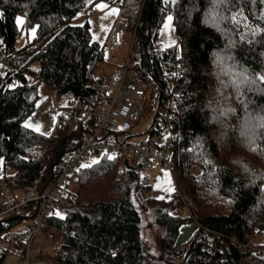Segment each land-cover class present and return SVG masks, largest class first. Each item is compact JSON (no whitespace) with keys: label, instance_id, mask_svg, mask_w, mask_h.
<instances>
[{"label":"trees","instance_id":"16d2710c","mask_svg":"<svg viewBox=\"0 0 264 264\" xmlns=\"http://www.w3.org/2000/svg\"><path fill=\"white\" fill-rule=\"evenodd\" d=\"M98 1L0 0V186L4 182L17 192L35 179L44 186L93 126L79 117L77 107L99 101L90 84L111 81L104 70L97 71L112 61L105 43L92 39L88 20L74 19L80 11H95ZM19 15L23 25L17 23ZM166 16L178 43L162 48L158 34ZM117 18L125 21L123 40L133 36V69L145 90L153 87L158 102L149 131L163 103L173 102L165 144L176 187L189 206L176 191L170 198L140 200L141 189L151 187L148 176L125 154L102 153L72 177L77 189L65 187L49 206L45 226L61 237L52 259L264 264V3L124 0ZM33 27L34 37L16 48L22 30ZM40 83L60 110L49 134L24 124ZM193 165L200 168L198 176ZM184 207L186 215L180 213ZM36 209L30 203L22 214L0 217V240H14L20 259L26 229L13 228L24 218L35 219ZM150 213L148 224L160 228V251L154 255L142 237ZM191 222L197 225L192 236L176 245L181 227Z\"/></svg>","mask_w":264,"mask_h":264},{"label":"built area","instance_id":"2783aa9c","mask_svg":"<svg viewBox=\"0 0 264 264\" xmlns=\"http://www.w3.org/2000/svg\"><path fill=\"white\" fill-rule=\"evenodd\" d=\"M123 1L118 0L115 3L116 7L119 8ZM124 30L125 21L120 18L115 22L108 35L107 45L110 58H112V51L119 49L123 44ZM1 63H4L3 57ZM133 64L130 44L129 54L120 62L115 80H111L106 85H102L98 81H93L90 84L98 92L99 101L89 102L77 108L79 117L84 122H92L93 126L69 154L63 168L54 179L48 181L44 186H40V180L35 179L31 185L22 187V194H16L2 182L0 186V217L22 214L30 203H36L37 206L34 222L23 233L27 239L24 248L21 249L22 264L31 263L32 240L38 231L45 227L50 204L69 185L72 177L83 165V161L92 152L125 154L143 172L149 171L154 163L163 169L172 171L174 163L171 160V152L165 144L172 126L173 102L171 99H167L163 103L156 123L146 137H142L138 142L126 139V136L120 138L121 133L140 118L141 111L138 101L145 95L144 85L138 79ZM57 109L54 105L50 111L55 113ZM6 169L8 170L9 167ZM175 193L179 194L188 208L189 200L180 194L178 189ZM14 250H17L14 240H0V264L5 254Z\"/></svg>","mask_w":264,"mask_h":264},{"label":"rangeland","instance_id":"374dc122","mask_svg":"<svg viewBox=\"0 0 264 264\" xmlns=\"http://www.w3.org/2000/svg\"><path fill=\"white\" fill-rule=\"evenodd\" d=\"M93 10H96L97 13H94L93 11L92 13L86 14L84 11H80L75 17L74 23L81 24L87 19L90 25L92 39L100 43H105L107 56L112 61V63L108 61L101 63L100 69L97 71V74H101L102 70H104L103 73H113L115 68H118L120 62L128 56L133 36L130 37V35H128L123 40L122 46L119 49H114L112 51V58H110L107 45L108 35L112 27L114 26L115 21L119 19L117 18V7L115 4H110L105 0H99ZM18 17L22 19L21 15H19ZM169 17L170 16L165 17L158 34V43L162 48L176 46L178 43L171 19H169ZM33 29H35V27L29 28L28 30L24 28L22 30L21 34L16 39V48L23 46L28 39H32L34 37L35 32L33 33ZM116 71H114V74H116ZM114 78L115 75L114 77H111L112 80H115ZM16 83L17 80H13L12 85H15ZM54 105L55 107H57V102L54 98H52L50 91L47 89L46 85L40 83L37 89L33 111L27 118H25L24 124H30V128H33L34 130L38 129L37 131L45 134L53 132L56 123V114L60 112V110H57L55 113L50 111V108ZM138 105L141 111L140 118L135 124L130 125L128 128H126L124 132L121 133L120 138L128 135L127 138L129 140L131 139L138 142L142 137L147 136L158 106V102L155 98V92L152 86L146 85L145 95L138 101ZM101 154V152H92L86 158V160L83 161V165H88L93 163V161L98 160ZM192 172L196 176H198L201 171L197 165H193ZM141 174H146L148 176L151 187L141 189V191L139 192L140 200L149 196L170 198L173 192L176 191V185L173 178L174 172H172V176L171 171L163 169L160 166L155 167L154 165V167L152 166V168L148 172L141 171ZM77 185V178L74 177L71 179L68 188L75 191L77 189ZM180 213L182 215H186L188 214V210L186 209V207H184ZM151 218V213L148 214V216H146L145 218V228L142 231V237L147 243V247L151 251V254L154 255L160 251L157 241V237L160 233V228L158 226H152L148 224V222L151 221ZM34 220V218H24L19 225L13 228V231H18L21 227L25 229L28 228V226L32 222H34ZM196 227L197 225L195 222L183 225L178 234L176 245H180L186 242L192 236ZM60 239L61 237L59 232H56L47 226L41 228L32 240V246L30 248V264H65L62 262L54 261L51 256L52 252L59 244ZM14 255L18 260L21 261L18 254L14 253Z\"/></svg>","mask_w":264,"mask_h":264},{"label":"crops","instance_id":"0c3cea01","mask_svg":"<svg viewBox=\"0 0 264 264\" xmlns=\"http://www.w3.org/2000/svg\"><path fill=\"white\" fill-rule=\"evenodd\" d=\"M96 11V10H95ZM96 13H97V11H96ZM115 66V65H114ZM116 67V66H115ZM116 69V68H115ZM114 71H116V70H114ZM114 71H113V73H108L109 75V77L111 78L112 76L114 77ZM105 74H107V73H105ZM113 79V78H112ZM111 79V80H112ZM48 89V88H47ZM128 136V135H127ZM133 141V140H132ZM136 142V141H135ZM154 165H155V167L156 166H159L158 164H156V163H154L152 166L154 167ZM152 166H151V168H152ZM150 168V169H151ZM149 169V170H150ZM167 170V169H166ZM148 172V171H147ZM172 172L173 171H171V174H172ZM172 176H173V174H172ZM173 178H174V176H173ZM174 183H175V180H174ZM176 185V184H175ZM176 189H177V187H176ZM175 192V191H174ZM174 192H173V194H174ZM16 194H22V190H19V191H17V192H15ZM172 194V195H173ZM156 197V196H155ZM157 198H161V197H157ZM11 252H13V253H8V254H6L4 257H3V259H2V261H1V264H22L21 263V261L20 260H18L17 259V257H15V255H14V253H16V254H18V252L19 251H17V250H14V251H11ZM18 256L20 257V255L18 254Z\"/></svg>","mask_w":264,"mask_h":264},{"label":"snow or ice","instance_id":"6c2138e0","mask_svg":"<svg viewBox=\"0 0 264 264\" xmlns=\"http://www.w3.org/2000/svg\"><path fill=\"white\" fill-rule=\"evenodd\" d=\"M261 2L264 3V0H261ZM105 7H106V5H105ZM113 11H115V10H113ZM0 16H2V13H0ZM169 19H171V17H169ZM232 20H233V23H239V21L236 20V17L235 16L232 17ZM17 23L20 24V25H23L24 21H23V19H21V18L18 17L17 18ZM244 26L247 27V25H244ZM32 31L34 33L35 32V29H33ZM256 34H257L256 31H253L252 32V35L253 36L256 35ZM244 38H245L244 36H241V39H244ZM249 42H251V41H249ZM261 79H264V77H261ZM25 127H31V125L30 124H25ZM109 159H112V157H109ZM93 163H97V161H93ZM82 167H88V165H82ZM57 214H59V213H57Z\"/></svg>","mask_w":264,"mask_h":264}]
</instances>
